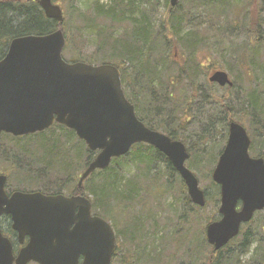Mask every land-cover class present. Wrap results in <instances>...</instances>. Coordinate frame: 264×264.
<instances>
[{
  "label": "trees",
  "instance_id": "obj_1",
  "mask_svg": "<svg viewBox=\"0 0 264 264\" xmlns=\"http://www.w3.org/2000/svg\"><path fill=\"white\" fill-rule=\"evenodd\" d=\"M141 1L146 6L139 10L134 8L132 0H120V3H126L122 12L118 13L120 19L125 21L126 18H130L132 28L129 32L126 30L122 38L116 40L110 41L108 35H105L98 26L93 27V21L98 18L118 21L115 19L117 15L114 7L104 8L94 2V10L89 9L78 14L83 20L82 27L87 30L97 29V37L100 38L97 51L91 56L84 57L81 54L85 43L82 31L70 34L71 29L67 28L65 20L61 26L51 19L48 20L35 2L0 0V59L5 56L12 39L28 35H48L63 28L66 39L63 53L71 55L69 61H82L92 65H97L99 61H109L108 63L116 66L121 71L123 90L136 92V95L131 93L130 96L127 93L126 97L135 105V114L144 126L173 140L182 141L188 150L189 168L196 171L199 174L198 178L202 179V172L198 170L208 166L207 176L210 177L214 169L210 166L214 167L223 147L208 150L203 145L208 142L211 133L218 131L217 123H224V132L227 133L231 114L227 105L223 103L221 105L223 116L214 113L217 121L222 122L215 124L213 122L215 115H207L206 123H212L210 131L202 126L200 129L205 131L197 133L194 130L195 132L187 134L184 116H187L189 124H196V120L192 118L194 113L191 112L193 91L197 92L195 89L198 86L208 94L205 88L207 84L200 83L198 79L204 71L201 63L196 62L195 52L199 47L205 48L212 41L220 47L226 33L247 26L251 28L248 32H251L250 36L255 37L256 45H263L258 30L264 20L262 23L260 20L256 22L251 13H247L245 17L243 16L241 26L238 25L236 18L229 23L226 13L231 6L228 5L231 0H192L193 5L190 9L182 11L179 10V6L171 8L169 1L164 0L167 13L162 21L156 24L157 13L154 5H151L152 0ZM255 4L264 19V0H256ZM125 14L130 15L129 18ZM136 14L140 16L139 19H132L131 16ZM196 15H204L207 22L185 31L188 22ZM172 39L185 54L186 59L184 66L182 63L177 65L174 62L175 69L173 73H169ZM244 51L245 49H241L240 57L229 60V64L225 61L228 75L232 77L234 84L233 89L227 91L231 93L234 104L240 105V108L247 102L250 104L251 112L246 119L252 134L251 154L264 158V67L254 64V59L243 56ZM257 67L261 71L258 72ZM181 82H186V85L182 88L183 94L179 96L177 89ZM128 84L131 85L130 89ZM223 98L225 100L227 97ZM183 102L185 105H182ZM184 109L187 114L183 113ZM191 119H194L193 122ZM241 119L243 120V117ZM56 128L60 130L61 135L48 138L44 132L29 136L24 140L38 141L36 148L28 150L15 144L14 152L9 153L7 157L2 156L0 160L9 162L10 166L20 173L21 176L17 177L19 185L15 190H20L18 187L25 184L28 187H40L39 191L43 194L92 196V213L112 223L118 240L112 264L113 262L167 264L169 261V264H264V217L258 220V225L254 228H248L249 225H246L233 243L230 242L216 253L207 244L204 236L205 226L218 218L215 215L204 214L207 205H215V200L218 199V191L212 180L209 185L214 192L207 195L205 208H199L190 203L184 183L171 163L154 148L136 144L124 157L113 158L108 168L90 175L84 180L83 187L77 189L76 183L80 172L96 153L88 151L84 143L77 140L73 131L69 129L54 124L48 132ZM35 136L40 138H33ZM7 137L14 142L24 138ZM38 154L42 157L40 158ZM22 156L27 158V161L20 165L18 159L24 161ZM45 156L48 157V161L43 163L41 161ZM56 166L57 178L53 182L48 172L54 170ZM126 166H133L135 173L123 177L122 171ZM204 174L206 175L205 172ZM175 192L179 193V200L187 208L173 212L166 204H164L166 209L158 207L157 201L169 196L174 198L170 203L174 207L173 203L178 199L174 195ZM149 197L153 198V204L148 200ZM261 214H256L253 219ZM162 215L166 217L163 218ZM2 232L14 238L15 234L11 232L10 224L7 233L4 229ZM248 254L249 258L242 261L241 256Z\"/></svg>",
  "mask_w": 264,
  "mask_h": 264
},
{
  "label": "water",
  "instance_id": "obj_2",
  "mask_svg": "<svg viewBox=\"0 0 264 264\" xmlns=\"http://www.w3.org/2000/svg\"><path fill=\"white\" fill-rule=\"evenodd\" d=\"M53 1L65 0H37L45 18L61 25L62 10ZM169 1L172 8L178 4ZM64 46L63 30L10 41L0 59V135H32L54 123L72 130L88 151L97 153L82 171L78 188L94 171L109 167L113 158L124 157L135 144H147L171 163L190 203L204 208L205 192L185 166L189 156L184 144L138 120L114 65L66 62ZM208 78L221 88L232 86L223 70ZM227 134L211 174L220 191V218L206 224L204 235L215 252L264 209V160L248 154L250 139L239 123H229ZM6 181L0 174V218L9 217L21 247L14 252L0 230V264H111L117 248L114 231L106 220L91 216L89 199L40 192L8 195Z\"/></svg>",
  "mask_w": 264,
  "mask_h": 264
},
{
  "label": "rangeland",
  "instance_id": "obj_3",
  "mask_svg": "<svg viewBox=\"0 0 264 264\" xmlns=\"http://www.w3.org/2000/svg\"><path fill=\"white\" fill-rule=\"evenodd\" d=\"M134 2V8H138L140 9H144L146 5H144V2H142L141 0H132ZM178 4L177 6H179V10H186V9H190V7L193 5V1L192 0H178ZM94 2H96L98 5L103 6L104 8L107 7H114L115 8V13L117 15V19L118 21H113L110 18H106V19H96L94 22L93 27L98 26L99 29L105 34L108 35L107 37H109V40H116L118 38H122L123 33L127 30V32H129L132 28L131 25V19L129 18L128 14H125L126 17H128L129 19L126 18V20H121L120 16L118 13L122 12V10L125 8L126 3H120V0H67V1H62L61 3L59 2H55L54 4L57 6H60V8L62 9L63 12V17L65 18L66 24H67V28H70V34L75 33L76 31H82V39L85 41L84 46H82V55L85 56H91L93 55L97 49L96 47L99 44V40L100 38L97 37L98 34V30H87L86 28H83V20L82 18H80V16L78 14L84 13V11L87 10H94L95 8V4ZM127 2V1H125ZM141 4H140V3ZM151 2H153L154 5V10L157 13V18L155 20V23L159 24L160 21H162L163 16L166 15V9L164 7L165 1L164 0H152ZM251 2V4H250ZM256 0H231L229 1V8L227 9V21L229 23L233 22V19L236 18V20L238 21V25L241 26L243 20V16L245 17V15L247 13H251L253 20H256V22L258 20L262 21L263 19V15H261L260 10L257 8V4ZM137 6V7H136ZM151 7V6H150ZM132 19H139V15H132L131 16ZM112 18V17H111ZM121 20V21H119ZM204 22H207L206 18L204 17V15H196L195 17H193L187 24L185 31L186 30H191L196 28L198 25L201 26V24H203ZM248 23V22H247ZM97 27V28H98ZM83 28V29H82ZM248 29L251 31V28H249L248 26L245 28H239L237 30H231L229 31V33H226V37H224V41L222 43V45L217 46L215 44H213L212 42H209V44H207V46L205 48H198V50L195 52V56H196V62L201 63V67L202 70L204 71V74H201L199 76L198 79H200V83H204L206 86V90L208 91V94L210 95L208 97V99H206V102L204 101V96L200 99L201 101L205 102L206 104H202V108H200V110H202L203 114H200V118L202 119L201 121H205L204 123L201 124H190L187 125V127L185 128V130L187 131V134H189L190 132H195L194 130H196L197 133L205 131L203 129H200L202 126H204V129L209 126V123H206V116L210 115L213 116V114L215 112L221 114L218 115L220 117L223 116L224 112L221 111V105L226 104L227 101L224 100L223 96H227L229 94V92L227 91V89L225 87L219 88L214 84H209L207 77L212 71H216V70H223L228 74V71L226 69V65H225V61L226 63L229 64V60L231 59H237L238 57H240V50L245 49V51L243 53H245L243 56L248 57L249 59H254V64H259L260 66L264 67V23H262V27L258 30V34H260V40H262L263 45H256V43L254 42L255 37L254 36H250L251 32H248ZM65 32V31H64ZM104 35V36H105ZM112 44V43H111ZM172 48L170 50V65H169V73H173L172 71L175 69L174 68V62L177 63V65L179 64H183L184 66V61L186 59L185 54L183 52H181V50L178 48V46H176V42L172 39ZM251 44V45H250ZM246 46V48L244 47ZM255 46V47H254ZM254 47V48H253ZM247 53V54H246ZM242 56V57H243ZM70 57L71 55L64 53L63 54V58L66 60V62H70ZM175 57V58H174ZM254 57V58H253ZM82 62V61H81ZM109 62V61H108ZM108 62H104V61H99V63H97V65L99 64H108ZM182 66V67H183ZM258 72L261 71L259 67H257ZM229 76V75H228ZM230 77V76H229ZM232 79V77H230ZM233 80V79H232ZM186 82L182 83L177 91L179 92L178 95L180 96L181 94H183L184 90L182 89V86H185ZM129 89L131 88V85L128 84ZM204 86V85H203ZM125 89V87H124ZM126 94L132 93L128 91H124ZM202 93V92H201ZM203 94V93H202ZM132 95V94H131ZM177 95V94H175ZM175 98H177V96H175ZM223 98V99H222ZM142 103V100H140ZM212 102V103H211ZM141 106V104H139ZM227 105V104H226ZM142 108V107H141ZM196 110V108H195ZM199 110V111H200ZM141 115V114H140ZM215 115V114H214ZM213 122H215V124L217 122H222V121H217L218 118L216 119V115L215 117H213ZM234 120L242 123V125L245 127L246 130H249V124L248 121L246 119V121H243L240 116H236L234 117ZM217 132H213L211 133V135L208 136V142H206L203 146H205L206 149L208 150H213L215 148H222L226 141L227 138V134H225L224 132V123H217ZM202 130V131H201ZM185 131V132H186ZM52 132V134H51ZM184 132V133H185ZM207 133V132H205ZM45 137L48 138H53L52 136H59L60 134V130H58V128L53 129V131H46L45 133ZM10 137H7L5 135H2L0 137V158L2 156L7 157L9 155V153L14 152L15 147L13 145H18L20 147H25L28 150H32L33 148L37 147V142L38 141H34L33 140H24V139H19L17 142H14L11 140ZM33 138H40L39 136H35ZM250 155L251 152H250ZM38 156L41 158L42 156L38 154ZM253 156V155H252ZM23 157V156H22ZM21 157V158H22ZM24 161L21 159L19 160V164L21 165L22 162L27 161V158L23 157ZM48 157L45 156V158L41 161L43 163L47 162ZM58 166L54 167V170H49L48 175L51 179V181H55V179L57 178L56 175V168ZM154 167V165H153ZM188 169L189 165L187 164ZM160 168V167H159ZM210 168H213V165L210 166ZM208 166L203 167V169L200 168V172L202 175V179H199V174L194 171L191 170V172L194 173V175L196 176V178L199 180V187L202 191H207L210 195L213 194L214 191H212L211 186L209 185L211 183L210 177L207 176V172H208ZM5 170H7V173H5ZM135 168L133 166H126V168H124V170L122 171L123 174L122 176H131L132 174H134L135 172ZM204 172L206 173V175L204 174ZM0 173L6 175L7 177V186H6V190L8 192H12L13 190H15V187L18 184L17 181V177L21 176L20 173L17 171V169H15L14 167L10 166L9 162H5L4 160H0ZM34 174V173H33ZM20 189V191H26V192H35L37 190L40 189V187H28L25 186V184H23L22 186L18 187ZM175 197L178 198L179 197V193L175 192ZM92 196L89 197V199L91 200ZM172 196H169L167 198H165L164 200L161 201H157L156 204H158V207L160 208H165L164 204L167 205L168 208H172L173 212L175 211H179V210H184L185 208H187L185 206L184 203H182L179 198L176 201V203L173 205H171V201H172ZM151 204H153V198L149 197L148 199ZM215 204V203H214ZM171 205V206H169ZM218 208V203L216 202L215 205L213 204H208L207 207L205 208L204 214L205 215H217L216 211ZM168 210V209H167ZM153 213V211H152ZM156 215V214H155ZM163 218L166 217V215H162ZM258 218L253 219L252 222H250V225L248 228H254L255 225H258V220L264 217V213L261 214L260 216H257ZM9 224L10 222H8V220L3 219L0 220V227L1 229L6 230L9 228ZM110 224H112L110 222ZM243 231V229H242ZM7 233V232H6ZM7 235H9L7 233ZM118 243V242H117ZM233 243V242H232ZM235 247H232V249ZM120 254V252H119ZM250 256V254L245 255V256H241V260L245 261L246 259H248ZM180 258V257H179ZM170 263V261H169ZM167 263V264H169ZM113 264H116L115 262H113ZM163 264V263H162Z\"/></svg>",
  "mask_w": 264,
  "mask_h": 264
},
{
  "label": "flooded vegetation",
  "instance_id": "obj_4",
  "mask_svg": "<svg viewBox=\"0 0 264 264\" xmlns=\"http://www.w3.org/2000/svg\"><path fill=\"white\" fill-rule=\"evenodd\" d=\"M214 72V71H213ZM210 75V74H209ZM208 75V76H209ZM208 76H206L207 78H208ZM179 77H181V75L179 76ZM182 78V77H181ZM183 82H181L180 83V85L182 84ZM179 85V86H180ZM234 85V84H233ZM233 85L231 86V87H225L227 90H231V89H233ZM184 86H182V88H183ZM235 87V86H234ZM195 90H197V92H194L193 91V93H192V104H191V112L192 113H194V117L192 116V118H194L195 120H196V124H201V123H203V121H201L202 119L200 118V114L202 113L203 114V112H202V110H200V108H202V104H206L205 102H206V99H208V97L210 96L209 94H206L205 93V90H203V89H199L198 88V86H196V89ZM203 94H202V93ZM132 93L134 94V95H136V92L134 91V90H132ZM204 96V101L205 102H203V101H201L200 99L202 98ZM232 95H231V93H229L226 97V101H227V108H228V111L230 112V114H231V118H230V120L228 121V124L229 123H231V122H237V123H239V124H241L240 122H238V121H236V120H234V117H235V115L236 116H240V118L241 117H243V120L244 121H246V118H248V115H249V113L251 112V110H250V104L247 102V103H245V106L244 107H242V108H240V105H235L234 104V101L232 100V97H231ZM212 103V102H211ZM182 105H185V103L183 102L182 103ZM134 107H135V105H134ZM195 108H196V110H195ZM200 110V111H199ZM135 111H136V107H135ZM183 113L184 114H187L186 113V109H184L183 110ZM188 118H187V116L185 115L184 116V123L186 124V125H190L189 124V121L187 120ZM194 119H191V121L192 120H194ZM206 120H207V117H206ZM248 120V119H247ZM193 122V121H192ZM212 123H209V126H207L206 127V130H208V131H210L211 130V127L212 126H210ZM242 125V124H241ZM243 126V125H242ZM244 127V126H243ZM244 129H245V127H244ZM250 128H249V130H246L245 129V132L246 133H248V136H249V139H250V144H251V146H250V148H249V153L252 151V134L250 133ZM212 132V131H211ZM21 139H28V137H24V138H21ZM264 159V158H263ZM214 187L216 188V190L218 191V199H216L215 200V202H217L218 203V205H219V196H220V191H219V187L218 186H216V185H214ZM205 193H206V196L209 194V193H211V192H207V191H205ZM261 213H264V209L261 211V212H257L256 214H261ZM215 253V252H214Z\"/></svg>",
  "mask_w": 264,
  "mask_h": 264
}]
</instances>
